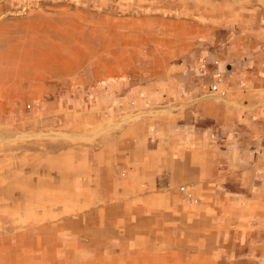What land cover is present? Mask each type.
Masks as SVG:
<instances>
[{
	"label": "crops",
	"instance_id": "0c3cea01",
	"mask_svg": "<svg viewBox=\"0 0 264 264\" xmlns=\"http://www.w3.org/2000/svg\"><path fill=\"white\" fill-rule=\"evenodd\" d=\"M126 24L124 51L139 55L109 63L96 87L125 114L78 180L83 244L108 264H151L193 261L234 235L264 238L263 41L246 36L253 55L244 35L212 51L218 18ZM220 72L223 95L210 91Z\"/></svg>",
	"mask_w": 264,
	"mask_h": 264
},
{
	"label": "rangeland",
	"instance_id": "374dc122",
	"mask_svg": "<svg viewBox=\"0 0 264 264\" xmlns=\"http://www.w3.org/2000/svg\"><path fill=\"white\" fill-rule=\"evenodd\" d=\"M142 15L218 18L212 51L244 35L253 55L244 43L256 34L264 50V0H0V264H108L79 234L78 180L122 130L124 111L96 87L109 63L139 55L124 51L123 32ZM255 240L234 235L193 261L151 264H264Z\"/></svg>",
	"mask_w": 264,
	"mask_h": 264
},
{
	"label": "built area",
	"instance_id": "2783aa9c",
	"mask_svg": "<svg viewBox=\"0 0 264 264\" xmlns=\"http://www.w3.org/2000/svg\"><path fill=\"white\" fill-rule=\"evenodd\" d=\"M200 72H202V69H199ZM225 72H220L218 73L217 75V81L215 83H213L210 87V91L212 93H217V94H225L226 91L221 89L220 85L221 83L223 82V74ZM233 76V73H228V77H232ZM186 197H187V200H189L190 202H197L199 199L194 195V193H192L191 191H187L186 192Z\"/></svg>",
	"mask_w": 264,
	"mask_h": 264
}]
</instances>
